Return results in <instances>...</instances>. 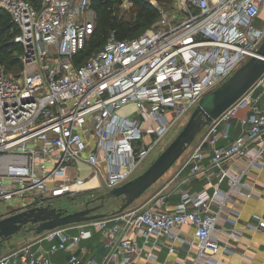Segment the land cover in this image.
Wrapping results in <instances>:
<instances>
[{
  "label": "built area",
  "instance_id": "obj_1",
  "mask_svg": "<svg viewBox=\"0 0 264 264\" xmlns=\"http://www.w3.org/2000/svg\"><path fill=\"white\" fill-rule=\"evenodd\" d=\"M91 2L41 0L35 6L0 0L23 48L21 72L0 70V203L12 202L8 214L53 206L47 199L74 196L93 182L110 190L135 177L200 98L264 40V0H176L175 12H163L156 28L124 39L112 32L84 58L97 19ZM240 109L245 113L237 118ZM233 162H244L240 174L230 168ZM82 165L88 167L84 176ZM257 165L264 169V73L202 131L175 175L142 205L45 231L36 242L1 254L0 264H113L126 253L151 260L163 237L169 254L182 243L199 258L212 256L221 245L230 246L215 231L238 235L233 227L218 229L219 218L230 190ZM198 175L208 187L184 189ZM175 181L178 202L169 209L174 190L162 191ZM224 181L228 192L220 189ZM184 227L190 239L181 237ZM256 227L264 228V221ZM90 231L104 237V256L53 259L76 248ZM127 262L125 257L119 264Z\"/></svg>",
  "mask_w": 264,
  "mask_h": 264
},
{
  "label": "crops",
  "instance_id": "obj_2",
  "mask_svg": "<svg viewBox=\"0 0 264 264\" xmlns=\"http://www.w3.org/2000/svg\"><path fill=\"white\" fill-rule=\"evenodd\" d=\"M229 166L240 174L243 170L244 162H233ZM179 167L180 164L176 169L169 172L163 183L153 191V194L159 191L175 175ZM82 169L84 173L88 172L86 165H82ZM175 183L176 181L171 182L168 188L163 190L162 193L174 190ZM183 187L191 191H199L207 188L208 185L202 175H198L189 182L184 183ZM220 189L223 192L230 190L227 181L220 184ZM177 202L178 195L177 191L174 190L168 196V208H175ZM224 208L225 211L222 213L221 218H219L218 229H229L233 227L238 235L227 236L220 233V231H215L214 237L220 238L222 244L225 240L230 243L229 247L221 245L217 254L206 258H199L195 248L188 247L182 243H177L175 252L169 254L166 238L163 237L161 245L155 251L156 255L154 259L148 260L144 255L126 253L122 257H116L113 264H119L121 259L125 257L128 258L127 264H264V228L256 227L259 220L264 221V169L260 170L258 165L251 166L249 172L242 175L239 182L230 190ZM227 218H231L233 222H227ZM189 230V227L182 228L181 237L190 239V235L188 234ZM40 237L41 234L23 233L16 241H10V246L1 254L8 253L26 243L36 242ZM131 237H133V234H131ZM133 238L135 239L136 236ZM103 242L104 237L100 233L90 231L76 248L58 252L52 257L59 263L71 253H77L82 260L89 258L100 259L106 253ZM48 245L49 243L44 242L43 248L46 249Z\"/></svg>",
  "mask_w": 264,
  "mask_h": 264
},
{
  "label": "water",
  "instance_id": "obj_3",
  "mask_svg": "<svg viewBox=\"0 0 264 264\" xmlns=\"http://www.w3.org/2000/svg\"><path fill=\"white\" fill-rule=\"evenodd\" d=\"M263 73L264 40L226 80L200 98L183 129L142 173L98 196L97 204L89 206L88 202L85 208L73 212L52 205H36L9 214L6 207L0 205V246L9 243L20 232L37 235L57 227L123 212L162 177L194 138L236 103ZM111 198L121 199L119 207L109 214L101 212L105 201Z\"/></svg>",
  "mask_w": 264,
  "mask_h": 264
},
{
  "label": "rangeland",
  "instance_id": "obj_4",
  "mask_svg": "<svg viewBox=\"0 0 264 264\" xmlns=\"http://www.w3.org/2000/svg\"><path fill=\"white\" fill-rule=\"evenodd\" d=\"M125 4L127 6H125ZM91 7L95 11L96 18H99V10L100 7L98 5V0H92ZM141 8V9H140ZM177 9V2L176 0H143V2L140 4H135L134 1L129 0V3L122 2L121 5L117 8L116 11V17L123 20L125 23H129L131 25H134L139 22V24H142L141 27L137 30L132 32L134 36H139L145 33L146 31L150 29H154L158 26V22L162 16L163 12L167 13H174ZM139 12H149L152 13L153 16L151 20L143 21L141 19L139 21ZM11 34L6 33L3 35V38H8ZM92 41V40H91ZM89 44L86 47V55H91L93 51L99 47V45H94L92 42H88ZM18 51V46L15 45L11 48V52ZM249 58V57H248ZM247 60V59H246ZM13 71H6L3 67L1 68V71H4L5 73L11 74L13 76H16L19 72H21L22 68L16 69ZM245 113V109H240L237 113V118L243 116ZM191 116V113L184 117L183 120L179 122L177 126L173 128L171 133L168 134V136L165 138L163 142H161L156 150L150 155V157L146 160V162L137 170L136 176L140 173H142L153 161L154 159L173 141V139L179 134V132L183 129V127L186 125L189 117ZM85 129H88V126H85ZM202 133V132H201ZM199 133L191 144H189L186 149L183 151V153L180 155V157L173 163V165L165 172V174L160 177L151 187H149L140 197H138L132 205H130L129 208H136L143 204L144 200L148 198V196L153 195V191L160 186L169 172L176 169L179 164H181L187 154L191 151V149L194 148V146L197 144L199 140V136L201 135ZM71 173L73 177H76V170L73 165H71ZM87 173L82 172L81 175L84 176ZM100 179L104 181V177L100 175ZM98 182H93L91 184H88L84 186V189L82 192H79L75 194L74 196L70 195H59L55 197H51L48 200L49 203L53 204L56 208H63L68 210L69 212L81 210L86 207V204L89 202V206L97 204L99 200L97 199L98 196L105 193L107 191L106 187H104V190L97 189ZM36 198L40 199L39 196L35 195ZM95 200V201H94ZM121 204V199L117 198H111L105 201L104 207L101 209V212H105L107 214L111 213L112 211L116 210L119 205ZM0 205L7 207L9 210H12L11 208L12 204L10 201L5 203H0ZM26 232H20L13 236L11 239L13 241H16V239L20 238L21 235ZM11 244V243H10ZM9 243H5L2 247H0V254L5 251L7 247L10 246Z\"/></svg>",
  "mask_w": 264,
  "mask_h": 264
},
{
  "label": "trees",
  "instance_id": "obj_5",
  "mask_svg": "<svg viewBox=\"0 0 264 264\" xmlns=\"http://www.w3.org/2000/svg\"><path fill=\"white\" fill-rule=\"evenodd\" d=\"M35 6H37L41 0H28ZM135 4H140L143 0H132ZM99 18L96 19V25L93 36L90 38L89 42L94 45H99L93 52L102 48L106 42L107 37L110 33H115L117 38L124 39L127 37H133L134 31H137L142 24L136 23L131 25L125 23L123 20L116 17L117 8L120 5V0H98ZM141 9V8H140ZM153 14L149 12H139V21L151 20ZM18 27L12 22L10 14L0 9V70L3 67L6 71H13L22 68V62L20 56L22 54L23 48L21 44L14 41L15 35L18 33ZM10 33L8 38H3V35ZM92 40V41H91ZM89 44V43H88ZM87 44V45H88ZM15 45L18 46V51L11 52V48ZM86 45V47H87ZM90 55H86V48L84 50V58Z\"/></svg>",
  "mask_w": 264,
  "mask_h": 264
},
{
  "label": "flooded vegetation",
  "instance_id": "obj_6",
  "mask_svg": "<svg viewBox=\"0 0 264 264\" xmlns=\"http://www.w3.org/2000/svg\"><path fill=\"white\" fill-rule=\"evenodd\" d=\"M3 245H4V244H3ZM3 245H2V246H3ZM2 246H0V247H2Z\"/></svg>",
  "mask_w": 264,
  "mask_h": 264
}]
</instances>
